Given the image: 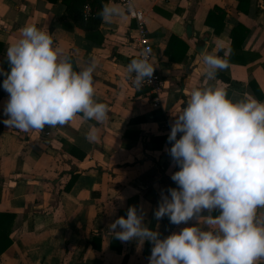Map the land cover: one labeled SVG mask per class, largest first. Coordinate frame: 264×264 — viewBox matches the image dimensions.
<instances>
[{
	"label": "crops",
	"instance_id": "obj_1",
	"mask_svg": "<svg viewBox=\"0 0 264 264\" xmlns=\"http://www.w3.org/2000/svg\"><path fill=\"white\" fill-rule=\"evenodd\" d=\"M70 1L0 0V67L8 66L6 52L20 30L35 25L52 35L74 69L99 61L95 99L109 106L104 123L78 114L63 126L24 133L3 123L9 94L0 75V226L9 228L12 242L0 264H149L151 243L121 242L109 227L126 218L130 206L144 212L145 224L161 238L196 224L154 218L161 190L176 187L171 174L177 170L165 151L170 148L166 125L194 89L224 88L233 101L264 102V0H249L247 11L238 10L239 0H136L164 81L158 107L129 83L136 20L126 11L110 23L81 25L68 15ZM214 7L226 13L219 34L206 24ZM237 24L249 34L234 46L231 31ZM202 54L227 59L230 67L219 73L231 83L208 80ZM90 132L96 141L86 138Z\"/></svg>",
	"mask_w": 264,
	"mask_h": 264
},
{
	"label": "clouds",
	"instance_id": "obj_2",
	"mask_svg": "<svg viewBox=\"0 0 264 264\" xmlns=\"http://www.w3.org/2000/svg\"><path fill=\"white\" fill-rule=\"evenodd\" d=\"M126 11L133 12L132 0L126 8L104 4L98 15L110 23ZM20 31L6 52L9 70L0 67L9 94L3 123L28 133L63 126L78 114L106 122L109 106L95 99L99 61L76 70L49 32L35 25ZM202 55L210 81L230 67L225 58ZM150 57L151 49L145 48L127 65L137 90L154 76L157 67ZM170 129L171 147L165 151L179 168L171 174L176 187L161 190L154 218L168 217L174 225L195 219L196 224L161 238L145 224L144 212L130 206L126 218L110 225L111 234L121 242L151 243L149 264H257L264 259V102L233 101L224 88L194 89ZM86 138L93 142L98 136L90 132Z\"/></svg>",
	"mask_w": 264,
	"mask_h": 264
},
{
	"label": "trees",
	"instance_id": "obj_3",
	"mask_svg": "<svg viewBox=\"0 0 264 264\" xmlns=\"http://www.w3.org/2000/svg\"><path fill=\"white\" fill-rule=\"evenodd\" d=\"M90 3L96 9L95 18L84 21L81 16L82 7L86 4ZM107 0H72L68 4V15L75 21L80 23L81 25H92L99 26L102 23L100 16L98 15L102 5L107 4ZM249 5V0H239L238 2V10L239 11H247L243 8L244 5ZM226 18V13L218 8L214 7L207 16L206 24L215 29V33L219 34L224 26V21ZM249 30L244 28L242 25L237 24L231 31L232 44L234 46L238 45V43L244 42L248 37ZM173 38V37H172ZM178 40L177 38H174ZM9 70V65L5 67V71ZM220 81L229 84L231 80L226 77L224 74L218 72L216 76ZM9 228L8 230L3 229L0 226V255L4 253L11 246V239L9 238Z\"/></svg>",
	"mask_w": 264,
	"mask_h": 264
},
{
	"label": "built area",
	"instance_id": "obj_4",
	"mask_svg": "<svg viewBox=\"0 0 264 264\" xmlns=\"http://www.w3.org/2000/svg\"><path fill=\"white\" fill-rule=\"evenodd\" d=\"M108 1H116L118 4H120L121 6H124L125 8L128 2V0H107V2ZM135 2L136 0H132L133 12L128 13L132 19L136 20V23H137V26L135 28V36L133 38V46L136 51L135 58H138L140 56V53L143 49L150 48L151 49L150 60L154 64L153 58H152L153 48H152V40L150 37V32L148 28L146 27L143 14L135 8ZM95 15H96V9L90 3H86L82 7L81 16L84 21H89L95 18ZM154 66L156 65L154 64ZM129 83H130L131 88L135 91H140V92L146 91L151 97V104L153 107H158L161 104V101H162L161 95H162V91L164 88V81L157 68L155 70V73H154V76L151 82L146 81L142 89L137 90L133 85L132 79L130 78H129ZM166 126L168 127L169 132H170L171 130L170 124L167 123ZM180 135L181 134H178L177 138H179ZM169 146L171 147L170 143H169ZM176 170L178 171L179 168L176 167Z\"/></svg>",
	"mask_w": 264,
	"mask_h": 264
},
{
	"label": "water",
	"instance_id": "obj_5",
	"mask_svg": "<svg viewBox=\"0 0 264 264\" xmlns=\"http://www.w3.org/2000/svg\"><path fill=\"white\" fill-rule=\"evenodd\" d=\"M187 33H188L189 36H191V34H192V28H191L190 25L187 28Z\"/></svg>",
	"mask_w": 264,
	"mask_h": 264
}]
</instances>
